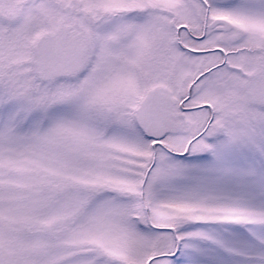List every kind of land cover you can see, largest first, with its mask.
<instances>
[{
	"label": "snow or ice",
	"instance_id": "obj_1",
	"mask_svg": "<svg viewBox=\"0 0 264 264\" xmlns=\"http://www.w3.org/2000/svg\"><path fill=\"white\" fill-rule=\"evenodd\" d=\"M0 264H264V0H0Z\"/></svg>",
	"mask_w": 264,
	"mask_h": 264
}]
</instances>
